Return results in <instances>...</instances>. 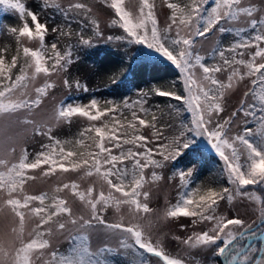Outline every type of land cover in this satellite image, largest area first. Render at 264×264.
<instances>
[{
	"label": "snow or ice",
	"instance_id": "1",
	"mask_svg": "<svg viewBox=\"0 0 264 264\" xmlns=\"http://www.w3.org/2000/svg\"><path fill=\"white\" fill-rule=\"evenodd\" d=\"M242 3L243 0H214L213 6L209 8H205L209 0H190L189 4L183 6L178 3H168L167 7L171 10L170 23L165 29L160 30L152 10L154 6L149 0H140L139 15L136 16L126 10L125 0H110L108 6L118 17L113 19L112 25L118 24L126 33V36L115 39L144 46L179 70L185 94L156 90V95L182 101L184 108H176L175 111L179 114L186 110L191 116L190 122L181 121L176 134L165 136L163 129L170 125L157 128L159 118L145 107L148 103V93H142L131 103L124 101L122 108L120 105H113L112 101L105 102L107 106L101 108L100 102L96 99H92L88 105H73L61 101L53 117L57 123L70 122L73 116L85 117L88 121H99L102 117L112 114V126L109 127L108 122H104L101 126L90 125L80 133V136L84 137L86 133L94 132V136L88 135L86 138L93 141L96 151L77 154L59 147V157L62 160L78 155V160L72 162L70 167L58 163L52 151H41L30 160L28 151L22 149L15 162L0 157V193L6 194L7 197L0 202V211L7 207L14 217L18 218V227L12 229L14 241L8 246L0 241V264H38V262L39 264H110L107 256L112 249L105 245L93 250L90 243V233L95 230L93 221L105 224L99 212L108 207H114L119 212L122 206H127L133 218L140 213H149L151 209L148 203L141 202V197L144 201L149 197V192L141 191L147 182L145 169H152L148 178L151 182L159 181L162 177L155 169L164 168L166 161H175L185 153V150H194L196 137L205 138L224 161L227 182L233 187L231 189L224 187L221 191L209 187L203 194H199L198 199L193 198L196 193H182L177 202L167 208L165 218L184 216L196 218L201 222H213L210 231L194 234L184 243L190 246H214L215 255L223 256L226 264H251L252 253L256 251L264 253V247L256 249L248 245L245 249L238 243L239 237L245 232L256 235L252 225L245 226L244 221L239 218L226 219L215 215L219 200L227 199L231 202L234 196H249L250 200L259 201L260 223L264 224V197L249 195L248 192L243 191L249 185H264V94L257 96V89L260 93H264V62L257 63V58L264 61V47H261V44H264V9H259L255 5L242 6ZM0 5L5 10H14L18 13L22 22L19 28L8 29L17 42V55L12 56L10 64H6L4 56L0 55V115L15 116L18 123L34 125L35 134L46 135L50 141L54 140V145H42V148L53 150L55 146L61 145V141L51 136L52 128L46 124L37 125L28 119V116L41 104L48 90L55 87L48 77L53 73L66 71L72 64V46L68 45L66 50L61 51L57 47V41L60 37L71 39L73 34L70 30L53 28L52 31L57 33V37L49 49L46 45L48 27L45 23L39 22L36 13L27 9L21 0H0ZM43 6L60 11L69 22V28L70 20L73 18L69 13L78 14L82 11L87 14L92 11L88 5L80 2L62 7L59 0H43ZM256 12L262 13L260 19L254 18ZM242 17L246 19L242 20ZM221 22L229 26H222ZM91 23L94 26V35L102 36L98 22L92 18ZM238 24H246L247 27L231 26ZM214 29L220 34L234 33L236 39L228 47L220 46V42L217 41L216 47L209 55L213 59L218 56L220 63L209 66L205 63L207 57L195 51V45L197 37H206ZM249 29L256 30L250 37L245 35ZM76 35L81 45H92L91 38L86 39L82 31ZM24 39L38 41V48L23 46ZM112 39L113 37H108V40ZM21 47L24 63L13 79L11 72L17 67ZM251 47L256 49L255 52L250 53L248 59H244L243 50ZM6 51V48L0 49V52ZM49 61H51L50 66H48ZM241 67L244 69L243 72ZM197 69L201 72L199 76ZM220 72L228 73L226 81L216 78L215 74ZM41 74L45 77V82L35 87V96L32 97L28 91L29 82H34ZM245 77L252 78V87L244 94L246 98L251 97V102L245 108V101L242 100L240 111L245 116L252 117H256L259 113L258 127L254 131L246 123L242 133L229 136L237 112L233 111L230 116L221 118V113L224 111L222 102L226 91ZM64 84L70 87L67 79L64 80ZM76 87L82 86L76 82ZM85 90H87L86 86ZM257 98L259 104L256 103ZM92 110H95V113ZM123 110L131 113V120H127V123L116 119L117 114L124 115ZM138 112L145 116L151 115V121L141 118ZM137 122L140 127H151L154 130L151 138L139 134ZM159 140H163L164 143L159 144L157 149L147 146ZM65 143L70 142L65 141ZM75 143L84 145V140L78 139ZM128 145L131 147L125 149L124 146ZM114 149L119 150L118 153L114 154ZM156 156L160 159L155 158ZM126 161L131 162V167L125 163ZM193 163L195 164L196 160H193ZM42 165H49V168L43 172L45 176L55 173L57 168L63 173L82 170L84 177L95 175L107 185L108 191L105 193L101 190L98 195H94L93 187L80 191L79 185L72 182L55 187L51 194L47 192L39 195L24 194L22 199L14 195L23 193L26 182L35 179L34 176L28 175V172L41 168ZM191 175V171L187 173L180 171L179 178L183 187H187ZM66 189L70 190L90 212L91 219L83 215H73L67 200L58 195ZM46 201L49 203L46 204ZM33 202H38V206H33ZM64 215L67 219H60ZM26 216L36 219L27 238L24 231ZM53 225L55 232H68L66 240L69 248L64 252L57 249L46 255L45 250L51 247L50 237L55 234ZM69 225L72 227L69 228ZM105 227L120 230L124 234L120 245L126 251L143 250L144 253L159 258L162 264H183L181 259L166 254L159 242L154 243L151 236L145 233L144 226L139 223L128 226L114 223L106 224ZM260 241L264 245V234H261ZM139 264H149V262L141 259ZM255 264H264V255L255 258Z\"/></svg>",
	"mask_w": 264,
	"mask_h": 264
},
{
	"label": "rangeland",
	"instance_id": "2",
	"mask_svg": "<svg viewBox=\"0 0 264 264\" xmlns=\"http://www.w3.org/2000/svg\"><path fill=\"white\" fill-rule=\"evenodd\" d=\"M25 4L26 8L37 13L39 8L38 0H21ZM84 3L88 5L92 11L91 13L79 12L69 13L70 17L79 18L87 23H89L90 28L94 29V26L91 23V19L94 18L99 24V30L102 33V36H95L94 40H97L100 44L102 41L106 40L111 34H124L123 29L120 27H111L110 21L112 20L115 13L111 9L106 0H59V3L62 7H67L72 3ZM168 3H177L174 0H150L152 4L153 11L158 20V25L161 30L165 29L170 23L171 10L167 7ZM255 5L259 9H264V0H243L242 6ZM126 10L133 13L134 16L139 15V0H125ZM213 6V4L211 5ZM210 6V7H211ZM52 7H49V12L47 13L48 18L40 17L38 20L41 23H45L48 27V32L46 33V43H50L53 37L57 33L53 32V28L59 23L60 18L54 19L56 17H51L50 14ZM0 9V43H12L17 45L15 38L10 34L8 29L11 27L19 28L21 26V20L19 19L18 13L14 10H5ZM262 13H254V18L260 19ZM246 19L242 17V20ZM30 22V19H29ZM222 26L228 27L229 25ZM31 24V22H30ZM232 27L244 26L246 24L231 25ZM34 28V25H32ZM175 30L173 29V32ZM93 34V33H92ZM222 35H226V41L223 43L222 47H228L229 42L232 38L235 37L234 33H224L220 34L216 29L212 33L206 35V37H197V43L195 45V51H198L199 54L206 56L207 59L205 63L209 66L220 63L217 56L216 59L211 58L209 55L212 52V49L216 47L217 41L220 42ZM94 36V35H93ZM23 45L30 46L33 48H38V41L27 39L23 40ZM113 45L115 49L116 56L110 55L103 63L97 66H91L85 64L72 57V64L67 67L66 71H60L53 73L48 77L49 81L55 84V87L48 90V94L43 97L41 104L34 108L31 115L28 116V119L35 122L37 125L46 124L52 128L51 136L55 139L60 140L61 142L72 138L77 135L78 131L82 128H87L89 125L99 123V121H88L85 117L73 116L70 118V122L61 121L57 123L53 117L55 114L56 107L60 102L69 95L70 93L83 92L86 89H95L103 84H106L109 81L116 80L119 74L118 67V57L125 58L131 57L135 59L136 51H140L143 46L130 44L126 46L124 43H108ZM106 44V45H108ZM261 47H264V44H261ZM255 48L251 47L244 51V59L249 58L250 53L255 52ZM13 53L8 57H11ZM20 58V57H19ZM260 58H257V62H261ZM50 63V62H48ZM170 62L162 59L157 65L156 74L154 77L143 80V84L138 86V89L135 91V95H141L142 93H148V101L151 100L154 95V90L159 88V90H170L174 91L175 86L170 87L169 81L167 82V76L171 73ZM173 66V65H172ZM20 65L17 64V67L12 69L11 75L12 78H15V72L19 71ZM31 71V70H29ZM179 71V70H178ZM241 71L244 69L241 67ZM198 76L201 75L199 69H197ZM216 78L226 81L227 72L216 73ZM182 84V78L179 74ZM67 79L70 87H66L64 80ZM45 82V77L41 74L34 82H29L28 91L32 97L35 96L34 89L35 87L41 86ZM76 82H79L82 87L77 88ZM251 78L245 77L244 80L238 81L234 84L231 89H228L225 93L222 106L224 111L221 113V118L228 117L233 111L237 112L235 117V122L231 126L229 136H233L237 133H242L247 123V126H250V121L252 116H245L243 112L240 111L241 101L244 100V107H247V104L251 102V97H245V93L250 90ZM152 94V95H151ZM185 94V93H184ZM256 129H254L255 131ZM154 130L151 127H144L142 129V135L149 138L152 137V132ZM165 136H171L172 132H167L163 129ZM166 131V132H165ZM199 144L206 148L214 158H217L223 165L224 161L215 153L211 148L205 138L197 137ZM164 143L163 140L153 141L147 146L153 148L154 150L158 148V145ZM54 145V140H49L46 135L35 134L34 125L22 124L17 122L15 116L9 115H0V157L7 158L10 162H15L18 160L21 150L26 149L29 153V159H34L35 155L43 150H49L52 152H57L59 154V147H65L62 142L61 145L55 146L53 150L44 149L42 145ZM107 145V141H106ZM15 151H12V150ZM65 149V148H64ZM66 151V150H65ZM113 151H118L114 149ZM155 158L160 159L159 156ZM63 163L71 166V161L68 159L62 160ZM166 166L162 169H155L157 174L161 175L162 179L156 182H151L148 179L151 176L152 169H145V176L147 182L145 183L141 191L149 192V197L147 201H144V198L141 197V202L148 203L151 211L149 213H140L135 218L129 212L127 206H122L120 211L117 212L114 207H108L107 209L99 212V215L102 217L105 224H99L96 221H93L95 230L90 233V243L93 250H96L99 247L107 245L116 251L117 253L123 254L126 258H135V263L139 264L141 259L147 260L149 264H162V261L159 258L155 257L152 254L144 253L143 250H125L120 245V240L124 235L120 230H111L106 229V224L122 223L124 226L129 224L139 223L144 226V231L146 234L151 236L154 243L159 242L166 254L173 258H179L183 261V264H208L213 259L217 258L220 264L225 263V258L223 256L215 255V247H204V246H190L184 243L189 237H192L194 234L202 233L204 231H210L213 227V222L208 221H199L193 217H184L178 216L175 218H165V212L168 207L175 204L179 197V191L182 188L179 174L173 173L171 169V160L166 161ZM49 168V165H42L41 168L30 170L28 175L34 176L35 179L29 180L24 186L23 193L14 194L19 198H23L24 194L33 195L41 192H53L55 187L61 186L63 183H72L75 182L79 185L80 191H86L88 187L94 188V195H98L99 191L103 190L105 193L108 191V187L102 181H100L95 175L90 177H84L83 171L63 173L57 168L55 173H49V175H43V172ZM193 177L196 175L198 168L197 166L193 167L191 170ZM188 172V171H187ZM185 172V173H187ZM83 177V178H82ZM227 181V178H226ZM227 186L231 189L233 186L228 184ZM249 195L255 194L258 196L257 192H248ZM67 200L68 205L72 209V213L75 216L83 215L85 218L91 219V214L86 210L83 204L75 197L70 190H63L58 194ZM118 195V194H117ZM6 194L0 193V202L3 199H6ZM38 204V202H34ZM260 203L259 201H253L249 199V196H234L233 200L229 202L227 199L220 200L216 206L215 215L222 216L226 219L239 218L244 221L245 226L252 225V227L260 224ZM121 217L123 218L121 220ZM60 219H67V216L64 215ZM196 219V222L193 223V220ZM36 222L35 218H28L26 216L25 223V237L27 238L28 232L31 231L32 227ZM150 222V223H149ZM262 227H258L255 232L257 236L262 230ZM18 227V218L14 217V214L7 207L0 211V241H2L5 246H8L10 242L14 241L15 236L12 232V229ZM72 226L69 225V228ZM55 232V225H53ZM244 231V229H240ZM250 233V232H245ZM245 234L243 236H245ZM68 235L67 231L63 233L55 232L53 236L50 237L51 247L45 250V254L48 255L52 251L59 249V251L64 252L68 249V242L66 237ZM241 237L239 242L240 245H245L244 237ZM253 235H251L252 237ZM219 243V242H218ZM110 254V253H109ZM108 254V255H109ZM39 264V262H38Z\"/></svg>",
	"mask_w": 264,
	"mask_h": 264
},
{
	"label": "trees",
	"instance_id": "3",
	"mask_svg": "<svg viewBox=\"0 0 264 264\" xmlns=\"http://www.w3.org/2000/svg\"><path fill=\"white\" fill-rule=\"evenodd\" d=\"M174 1L182 6L190 3V0H174ZM38 3H39L38 6L39 10L36 13L38 19L40 17L48 18L47 13L49 12V10L47 9H49V7L44 8L43 0H38ZM107 4H110V0H107ZM212 4H214V0H209V4L205 5V8H209ZM0 9H4V7L0 5ZM145 11H147V9H145ZM50 12H51L50 14L52 15L51 17H56L54 19H58L57 17L60 18L59 23H57L58 25L56 27H60L65 31L70 30L73 34L71 39H68L67 37H60L59 40L57 41L58 49L64 51L66 50L68 45H71L72 57L85 64L91 66H97L103 63L110 55L115 57L116 56L115 49L112 47L113 45H110L108 43H124L126 46L130 45L127 43V40L115 39V37L126 36V33L122 35L111 34L109 36L113 37L112 40H108L107 38L106 40L102 41V44H100L97 40L93 41V38L95 37L94 32H92L89 23H87L86 21L76 17L72 18L70 20V28H69V22L65 20V17L61 14L60 11L52 7ZM113 19H118V17L113 16L112 20L109 22L111 27H115V28L119 27L118 24L112 25ZM158 28L160 29L159 25ZM81 31L86 39L91 38L92 40L91 46L81 45L79 43L76 34ZM255 31L256 30L249 29V31L246 32L245 35L250 37L254 35ZM56 37L57 34L55 37H53L50 43H46L49 49L51 43L56 40ZM235 39L236 37L232 38L228 46H230ZM225 41H226V35H222L220 38V46H222ZM17 47L18 45H14L12 43H5V44L0 43V49H5V48L7 49L6 52H0V55L4 56L6 64H10L12 56L17 55ZM26 47L36 49L30 46H26ZM11 53H13L12 56L8 57V55L10 56ZM136 56L137 57L135 59H132L131 57L117 58L119 74L116 80L109 81L106 84H103L95 89H87L86 91L83 92L70 93L69 95L64 97L62 101H64L65 103H72L73 105H88L92 99H96L97 101L100 102L101 108L107 106L105 103L107 101H112L113 105H120L122 108L124 101H128L129 103H131L132 101L138 99L140 95H135V91L138 89V86L140 84L144 83L143 80L154 77V75L156 74L157 65L160 62V60H162V58L158 54L148 50L144 46L141 48L139 52L136 51ZM19 57L20 58H18L17 64L21 66V64L24 63L22 47L20 48ZM49 62L50 63H48V66L51 65V61ZM170 69L172 70L171 73H169V75L167 76L166 80L167 82L169 81V83L167 84H170V87L175 86V90L173 92H177L178 94L184 95L178 69H176L172 65H170ZM15 73H16L15 75H17L18 71ZM113 81H117V82L114 83ZM156 90H159V88H156L154 90L155 96L148 101L145 107L149 108L151 112L155 113V115L159 118L157 123V128H160L162 125H170V127H164V129L167 130V132H172V134H170L172 136L176 134V132L179 130L181 121H183L184 123H189L191 116L186 110L181 111L179 114H177L175 109L176 108L183 109L184 108L183 102L177 101L172 97L156 95ZM161 91H165V90H161ZM166 91H170V90H166ZM260 94H264V93H260V90L257 89V96H259ZM256 103L257 104L260 103L258 98ZM170 105L172 106L171 108L169 107ZM92 111L93 113H95V110ZM123 112L124 115L120 116L119 114H117L116 119L121 120L124 123H127V120H131V113L128 110H123ZM138 115H140L141 118H144L148 121H151L152 119L151 115L145 116L143 113H139V112ZM258 120H259V113L257 114L256 117L251 118L249 127H252L253 129H257ZM104 122H108L109 127H111L113 123L112 114L102 117L99 123H95L93 125L101 126ZM89 126H87V128ZM137 128L139 130V134H142V129L144 127H140L138 122H137ZM85 129L86 128L80 129L77 135L62 141L64 143L65 146L64 148L66 151L71 150L76 152L77 154L85 151H96L93 141L86 138L88 135L94 136L95 135L94 132L86 133L84 137L80 136V133ZM78 139H83L84 145H76L75 142ZM195 139H196L195 149L185 150V153H183L175 161H171L172 163L171 169L173 173L179 174L180 171L187 172L191 170L193 167L197 166L198 171L196 175L194 177L193 175H191V177L189 178L190 182L188 183L187 187L182 186L181 190L179 191V195L185 192L196 193V195H194L193 198L198 199L199 194H203V192L209 187L215 189L216 191H221L224 187H228V186L226 181L227 173L224 171V165L217 158H214L206 148L202 147L199 144V140L197 137ZM65 141H68L70 143H65ZM124 147L126 149L131 146L128 145ZM43 151H49V150H43ZM118 151H114V154L118 153ZM52 154L54 158L57 159L58 163H63L62 159H60L59 154L57 152H52ZM68 160L71 162H76L78 160V155L68 158ZM193 160H196L195 164L193 163ZM125 163H127L128 166L131 167L130 161H126ZM63 164L66 167H68V165H66L65 163ZM243 191L254 192V193L257 192L258 196L264 197V185H259V184L249 185L245 189H243ZM41 193H45V192H41ZM41 193H37L33 195H39ZM47 193L51 194L52 192H47ZM47 203H49V201H46V204ZM33 206H38V204H34L33 202ZM250 235L252 234L243 236L245 242L247 240V236ZM241 237H239L238 243L240 242ZM253 247H255L256 249H260L261 243H258ZM259 252L260 251H256L252 253L253 260L251 264L255 261V258H257ZM262 255H264V253H262ZM107 258L110 261V264H138L135 263V258L128 259L123 254L117 253L116 251H112L107 256ZM208 264H220V262L217 258H215L212 261H210Z\"/></svg>",
	"mask_w": 264,
	"mask_h": 264
},
{
	"label": "water",
	"instance_id": "4",
	"mask_svg": "<svg viewBox=\"0 0 264 264\" xmlns=\"http://www.w3.org/2000/svg\"><path fill=\"white\" fill-rule=\"evenodd\" d=\"M261 234H264V231H263ZM260 237H261V235L258 236L256 239H260ZM253 240H254L253 237H251V238L248 239V243L246 244L245 249H246V247H247V246H248ZM260 255H261V253L259 254L258 257H260ZM224 264H225V263H224Z\"/></svg>",
	"mask_w": 264,
	"mask_h": 264
}]
</instances>
